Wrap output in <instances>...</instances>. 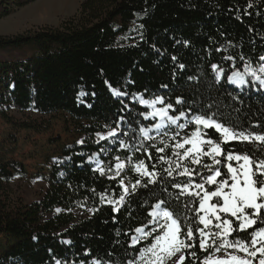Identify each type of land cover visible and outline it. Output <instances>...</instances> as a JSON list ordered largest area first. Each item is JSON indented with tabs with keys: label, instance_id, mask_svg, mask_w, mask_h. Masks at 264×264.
<instances>
[{
	"label": "trees",
	"instance_id": "1",
	"mask_svg": "<svg viewBox=\"0 0 264 264\" xmlns=\"http://www.w3.org/2000/svg\"><path fill=\"white\" fill-rule=\"evenodd\" d=\"M33 1L1 0L0 19ZM262 55L264 0H81L78 11L58 26L0 35V117L18 128L38 131L32 123L14 122L9 112L41 116L62 112L83 135V143L61 151L46 187L32 200L19 187L27 178L23 164L0 159V264L138 261L139 250L158 233L133 246L135 229L150 232L154 206L171 201L175 208L172 197L179 189L172 185L188 181L178 175L183 168L177 163L205 172L201 165L180 161L175 153L183 150L173 147L194 124L181 130L167 123L154 130L155 122L138 97H161L162 106H173L170 116L184 111L178 124L219 111L240 125L237 131L259 133L264 130V90L249 76L245 86L228 82L227 76L243 72L245 62L258 68ZM229 56L234 59H225ZM112 89L126 94L116 96ZM177 99L183 103L177 104ZM113 130L114 136L97 138ZM229 147L240 146L231 142ZM118 160L127 162L124 175L136 185L135 191L132 187L124 194L121 178L112 176ZM141 160L156 173L154 178L133 171ZM205 163L210 164L211 158H202ZM151 179L156 182L150 183ZM194 180L201 182L199 177ZM181 199L189 208L199 206L198 198ZM80 206L88 207L90 214L76 218L71 210ZM184 215L195 235L196 227L203 225L195 213L185 210ZM222 218L231 217L222 214ZM11 239L21 241L19 249L3 251ZM190 251L201 259L205 255L197 242L196 248L184 250V264H193Z\"/></svg>",
	"mask_w": 264,
	"mask_h": 264
},
{
	"label": "snow or ice",
	"instance_id": "2",
	"mask_svg": "<svg viewBox=\"0 0 264 264\" xmlns=\"http://www.w3.org/2000/svg\"><path fill=\"white\" fill-rule=\"evenodd\" d=\"M175 59L176 57H173V60ZM225 59L233 60L234 57L229 56ZM259 59L264 61V55ZM240 60L244 61L242 55ZM180 67L183 68L184 65L181 64ZM212 67L217 70V65ZM218 71L223 72L224 70L219 69ZM262 74H264V63L254 69L250 62H245L243 72L233 71L230 76H227V81L237 86H245L250 83L245 77L251 76L254 81L259 82L261 87H264V75ZM112 91L116 96L126 94L116 89ZM158 102L163 103V99L156 97L155 100L148 101L140 97V103L146 105L154 106ZM176 103L181 104L183 101L177 99ZM172 107L169 103L148 115L167 117L181 130L194 124V129L190 134L181 141H177L173 147L183 150L182 153L179 151L175 153L180 161L187 160L191 164L201 165L205 172L200 173L197 169L177 163V168H183L178 175L187 176L188 181L172 185L179 189V193L172 197V200L176 202L175 208L172 207L171 201H160L155 205L150 213L152 220L149 223L154 225L150 232H145L139 227L135 229L141 235L132 237L133 246L137 245L141 239H147L153 233H158L148 247L139 250L140 261H143V264H163L166 258H174L179 254L174 264H184L186 259L183 254L184 250L196 248L198 242L199 249L205 255L201 259L196 256L195 251H190L189 255L193 258V264H196L197 260L199 264H264V158H261L264 156V130L259 133L237 131L240 125L223 118L219 111L211 115L207 113L195 115L187 119L185 123L178 124L177 122L181 117L186 116V113L180 111L178 116H169L168 110ZM156 127L159 128L160 125ZM209 129L213 132L207 131ZM215 133L219 135L213 138ZM114 135L115 130L108 133L109 137ZM175 135L178 136L179 133ZM100 139H105V137L101 136ZM231 142H236L240 147H229ZM186 145L189 147H185ZM121 146L127 147L123 143ZM247 146L255 147L249 149ZM156 151L163 152L164 148H157ZM256 152L261 153V156H257ZM204 157L211 158V163L202 164ZM160 159L163 161L164 157L161 156ZM222 167L226 169L223 173ZM116 168H123V164L117 163ZM99 170L101 174H104L103 168ZM135 170L145 176L153 178L156 176L154 171H148L142 160L135 166ZM167 175L169 177L173 175L171 168L167 170ZM194 177H199L201 182L196 183ZM149 182L155 183L156 181L151 179ZM136 183L139 184L140 181ZM121 184H123L122 181ZM206 185H212L215 188L208 190ZM135 187L136 185H133V191ZM185 196L198 198V208H189L188 204L181 199ZM213 198H215L214 202ZM123 201L124 196L121 195L119 202ZM108 202L114 203L113 201ZM188 203H192V200ZM185 210L195 213V217H198V224L203 225L202 228L196 227L195 235L193 225L189 223V217L184 215ZM57 211L60 210L57 209ZM222 214L231 218H222ZM213 227L216 231H212ZM65 243H70V241H65ZM219 253L223 254L219 255ZM56 264H61V262L57 260ZM93 264H99V262L93 261ZM128 264H139V262L129 260Z\"/></svg>",
	"mask_w": 264,
	"mask_h": 264
},
{
	"label": "rangeland",
	"instance_id": "3",
	"mask_svg": "<svg viewBox=\"0 0 264 264\" xmlns=\"http://www.w3.org/2000/svg\"><path fill=\"white\" fill-rule=\"evenodd\" d=\"M80 3L81 0H35L17 9L9 16L0 19V35H13L45 26H58L62 20L71 17L78 11ZM249 77L255 85L260 86L259 82L254 81L251 76ZM261 88L264 90V87ZM138 99L140 101V97ZM141 104L148 109V113L164 107L159 102L154 106ZM9 115L13 118L14 122L32 123L39 128L38 131L18 128L0 117V159L4 161L15 160L23 164L27 178L19 183V187L25 192L26 199L32 200L46 187L51 166L60 160L61 151L67 146L82 141L83 135L75 131L69 117L62 112L41 116L31 112L22 113L11 110ZM168 115L170 116L169 110ZM148 117L155 122L153 126L154 130H160L167 123H171L167 117L161 118L149 115ZM156 125H160V127L157 128ZM101 136L107 137L108 134L99 135L97 138L100 139ZM117 163L123 164V168L117 169ZM116 164L112 176L121 178L120 185L123 193L126 194L133 187V184L124 175V169L128 167V164L121 160H118ZM135 166H132L133 171L142 174L135 170ZM100 168V166H97L96 169L100 172ZM121 181L123 184H121ZM125 188H127V192H125ZM71 212L76 218H80L90 214V209L80 206L73 208ZM161 223H163V220H161ZM140 235L141 233L136 232L135 236ZM20 243L21 241L11 239L6 245L2 246V249L3 251L17 250ZM222 254L219 253V255ZM178 255L174 258H166L163 264H174V261L178 259ZM138 262L139 264H143L140 258Z\"/></svg>",
	"mask_w": 264,
	"mask_h": 264
}]
</instances>
